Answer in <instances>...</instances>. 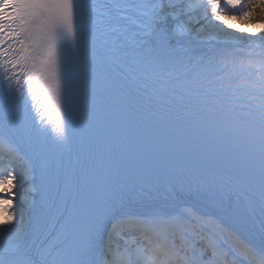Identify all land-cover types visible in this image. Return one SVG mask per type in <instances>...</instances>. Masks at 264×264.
Instances as JSON below:
<instances>
[{
  "label": "snow or ice",
  "instance_id": "6c2138e0",
  "mask_svg": "<svg viewBox=\"0 0 264 264\" xmlns=\"http://www.w3.org/2000/svg\"><path fill=\"white\" fill-rule=\"evenodd\" d=\"M257 7L0 0V264H264Z\"/></svg>",
  "mask_w": 264,
  "mask_h": 264
},
{
  "label": "rangeland",
  "instance_id": "374dc122",
  "mask_svg": "<svg viewBox=\"0 0 264 264\" xmlns=\"http://www.w3.org/2000/svg\"><path fill=\"white\" fill-rule=\"evenodd\" d=\"M235 23L239 24L243 28H248L253 32H259L260 29L264 28V19H253L246 18L235 21ZM236 35H241V33H236ZM245 35H247L245 33Z\"/></svg>",
  "mask_w": 264,
  "mask_h": 264
},
{
  "label": "bare ground",
  "instance_id": "6f19581e",
  "mask_svg": "<svg viewBox=\"0 0 264 264\" xmlns=\"http://www.w3.org/2000/svg\"><path fill=\"white\" fill-rule=\"evenodd\" d=\"M107 2V0H106ZM256 16H261L264 17V10H262L261 8L257 7L256 9ZM251 18V17H250ZM244 47V45H240V47ZM80 134L74 129L73 130V140H74V151L73 154L75 153V147L78 145L79 139H80ZM258 227V226H257Z\"/></svg>",
  "mask_w": 264,
  "mask_h": 264
}]
</instances>
